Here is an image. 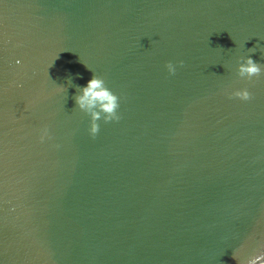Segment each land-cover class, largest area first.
Segmentation results:
<instances>
[{
	"label": "water",
	"instance_id": "water-1",
	"mask_svg": "<svg viewBox=\"0 0 264 264\" xmlns=\"http://www.w3.org/2000/svg\"><path fill=\"white\" fill-rule=\"evenodd\" d=\"M93 74L120 117L95 138L74 99ZM257 256L264 0H0V264Z\"/></svg>",
	"mask_w": 264,
	"mask_h": 264
},
{
	"label": "clouds",
	"instance_id": "clouds-1",
	"mask_svg": "<svg viewBox=\"0 0 264 264\" xmlns=\"http://www.w3.org/2000/svg\"><path fill=\"white\" fill-rule=\"evenodd\" d=\"M256 48L257 45H255L253 48H250V50H255ZM58 58L59 57L57 56L56 59ZM180 64L182 65L183 61H180ZM166 68L169 74H175L176 69L171 62L166 64ZM261 71V65L255 62L251 56H248L246 59H244L243 63L239 64L238 67L239 76L246 77L248 79L260 76ZM77 76H79V74H77ZM68 81L70 84H72L71 77L68 78ZM74 87L77 89V95L74 97L77 107L90 115L91 122L89 132L93 138H95L99 131V124L97 121H99L101 118H103L105 123L114 120L118 121L120 119V117L117 115V109L119 107L118 97L105 86L104 79L93 74L86 86L81 87L79 85H75ZM231 95L243 101H247L252 98L250 92L247 89L234 91ZM47 134L48 130L45 128L43 130L41 140H43L44 136ZM261 257L262 256H257L249 260L248 264H258V261L261 260Z\"/></svg>",
	"mask_w": 264,
	"mask_h": 264
}]
</instances>
